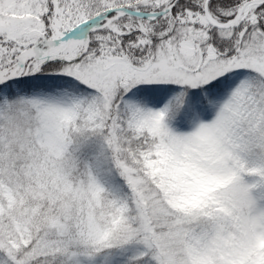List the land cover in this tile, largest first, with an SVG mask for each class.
<instances>
[{
  "label": "snow or ice",
  "instance_id": "snow-or-ice-1",
  "mask_svg": "<svg viewBox=\"0 0 264 264\" xmlns=\"http://www.w3.org/2000/svg\"><path fill=\"white\" fill-rule=\"evenodd\" d=\"M0 264H264V0H0Z\"/></svg>",
  "mask_w": 264,
  "mask_h": 264
}]
</instances>
